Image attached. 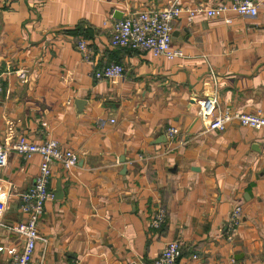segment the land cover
<instances>
[{
  "label": "crops",
  "instance_id": "0c3cea01",
  "mask_svg": "<svg viewBox=\"0 0 264 264\" xmlns=\"http://www.w3.org/2000/svg\"><path fill=\"white\" fill-rule=\"evenodd\" d=\"M170 1L0 0V142L56 139L79 156L73 170L53 166L55 196L38 225L47 242L38 241L30 264H151L171 240L182 246L178 264H264V127L211 130L198 114L209 96L215 116L264 112V0L257 16L233 14L230 24L181 15L172 47L182 55L172 59L112 46L115 21ZM112 63L123 77L97 79ZM41 162L39 153L10 151L0 167L6 222L26 217L21 195ZM235 206L244 214L229 238ZM160 209L166 220L155 229ZM24 244L0 228V264Z\"/></svg>",
  "mask_w": 264,
  "mask_h": 264
},
{
  "label": "built area",
  "instance_id": "2783aa9c",
  "mask_svg": "<svg viewBox=\"0 0 264 264\" xmlns=\"http://www.w3.org/2000/svg\"><path fill=\"white\" fill-rule=\"evenodd\" d=\"M260 0H228L215 6L204 8L202 6L183 7L179 0H172L161 9H149L129 13L126 17L115 21L112 28L111 44L114 47L129 48L134 51H151L156 56L172 59L182 55L181 50L172 47L173 22L181 15H186L192 20L194 15L206 12L210 17H220L230 24L232 15L255 17L259 13ZM83 58L90 60L91 54L87 43L81 40L78 44ZM124 68L119 63H112L96 71L97 79L115 80L123 77ZM218 106L215 96H209L200 101L198 114L208 121L211 130H223L230 122H237L241 126L260 129L264 127V112L258 110L251 113L231 112L224 110L218 115L214 111ZM212 116V119L210 117ZM111 121H114L113 119ZM101 125L106 121L101 119ZM168 137L174 140L179 132L175 127L167 129ZM15 151L25 158L35 153L42 156L40 170L35 177L31 188L21 195L22 213L26 216L22 220L12 223L4 220L3 214L7 203L0 196V228L4 227L25 239V244L20 252L14 253L11 264H30L38 241L47 242L38 229L39 220L45 213L46 203L54 199V192L50 188L54 164L60 163L65 169L73 170L78 165L79 156L72 149L63 148L56 139L43 143L29 141L25 135H19L10 142H0V167L8 163V154ZM244 210L235 206L229 215V238L237 232L243 218ZM166 220L164 209L151 219V226L159 229ZM182 256V246L179 240L167 242L161 254L151 264H178ZM196 257V256H194Z\"/></svg>",
  "mask_w": 264,
  "mask_h": 264
}]
</instances>
